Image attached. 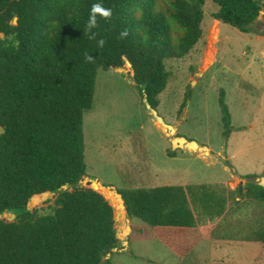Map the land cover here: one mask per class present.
I'll return each mask as SVG.
<instances>
[{
	"label": "trees",
	"instance_id": "trees-1",
	"mask_svg": "<svg viewBox=\"0 0 264 264\" xmlns=\"http://www.w3.org/2000/svg\"><path fill=\"white\" fill-rule=\"evenodd\" d=\"M211 1L218 6L214 20L243 34L256 32L264 0ZM97 3L112 15H98L89 30ZM204 5L0 0V264H113L106 256L120 246L114 220L119 202L104 185H80L96 180L86 169L83 116L92 109L97 73L128 66L142 102L157 110L170 78L166 62L185 58L203 38ZM219 106L227 130L224 90ZM243 178L245 186L234 191L216 183L117 192L128 219L149 227L216 224L214 238L264 243V188L255 176ZM50 194L52 211L40 214L33 205ZM251 211L261 219L247 222L243 214ZM8 212L15 215L12 222L1 219Z\"/></svg>",
	"mask_w": 264,
	"mask_h": 264
},
{
	"label": "rangeland",
	"instance_id": "rangeland-1",
	"mask_svg": "<svg viewBox=\"0 0 264 264\" xmlns=\"http://www.w3.org/2000/svg\"><path fill=\"white\" fill-rule=\"evenodd\" d=\"M217 11L205 0L202 40L185 58L166 62L170 78L157 110L142 102L128 66L97 73L83 133L87 173L102 186L121 191L220 183L234 191L245 186L243 177L264 178V10L249 34L214 20ZM220 90L231 117L227 130ZM172 137L209 152L175 150L171 158ZM54 199L50 194L33 208L49 214ZM243 217L261 219L254 211ZM158 232L123 214L116 221L120 246L110 254L112 263L175 264Z\"/></svg>",
	"mask_w": 264,
	"mask_h": 264
},
{
	"label": "crops",
	"instance_id": "crops-1",
	"mask_svg": "<svg viewBox=\"0 0 264 264\" xmlns=\"http://www.w3.org/2000/svg\"><path fill=\"white\" fill-rule=\"evenodd\" d=\"M215 227L154 229L175 264H264V243L214 238Z\"/></svg>",
	"mask_w": 264,
	"mask_h": 264
},
{
	"label": "water",
	"instance_id": "water-1",
	"mask_svg": "<svg viewBox=\"0 0 264 264\" xmlns=\"http://www.w3.org/2000/svg\"><path fill=\"white\" fill-rule=\"evenodd\" d=\"M123 69H127V67H124ZM171 131H172V129H171ZM3 133H4V129L2 127H0V136ZM226 139H227V136L225 137V140ZM170 142H171V150L173 149L174 151L175 150H183V151H189L190 153H193V152H196V151H204L205 153L209 152V149L207 147L198 146L194 142H191L190 143V142H188L186 139H184L182 137H172L170 139ZM94 184H100V183L97 180H90L89 178H86L85 180H83L80 183V185H84V186H93ZM256 184L259 185V186H261L262 188H264V178H258L256 180ZM103 188H105L106 190H108L111 193H114V195L117 198V201L119 202L118 205L116 207H114L117 210V213L114 214V220H115V222L120 219V217L122 215L121 212H120L121 210H124L125 211V215L127 216L122 195L119 194L112 187H103ZM67 189H68L67 186L62 187V190H67ZM239 189H241V185L239 186ZM6 214L10 215V218L8 219L9 222H12L15 219V215L13 214V212H8ZM120 225H121V223H120ZM109 258H110V254H108L106 256V259H109Z\"/></svg>",
	"mask_w": 264,
	"mask_h": 264
},
{
	"label": "clouds",
	"instance_id": "clouds-1",
	"mask_svg": "<svg viewBox=\"0 0 264 264\" xmlns=\"http://www.w3.org/2000/svg\"><path fill=\"white\" fill-rule=\"evenodd\" d=\"M101 16L103 18H109L112 15L111 9H105L101 4H93L91 8V12L89 14L87 28L89 30L95 28L97 26V16ZM15 23V21H13ZM122 36H126L127 32L121 33ZM104 41H99L100 46H103Z\"/></svg>",
	"mask_w": 264,
	"mask_h": 264
}]
</instances>
